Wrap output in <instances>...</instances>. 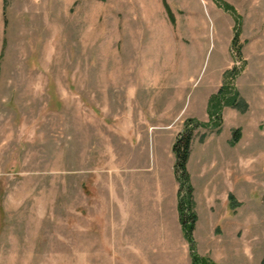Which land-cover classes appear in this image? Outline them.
<instances>
[{"label":"rangeland","instance_id":"obj_1","mask_svg":"<svg viewBox=\"0 0 264 264\" xmlns=\"http://www.w3.org/2000/svg\"><path fill=\"white\" fill-rule=\"evenodd\" d=\"M227 83L243 104L192 143L197 250L261 264L264 0H0V264H192L158 173Z\"/></svg>","mask_w":264,"mask_h":264},{"label":"trees","instance_id":"obj_2","mask_svg":"<svg viewBox=\"0 0 264 264\" xmlns=\"http://www.w3.org/2000/svg\"><path fill=\"white\" fill-rule=\"evenodd\" d=\"M223 5V4H222ZM224 6V5H223ZM167 10L170 14L168 5L166 4ZM226 9L230 7L225 4ZM239 35L234 39L237 44L238 54L241 55V45L238 42ZM239 93L235 87H230L229 83L223 84L217 93L213 94L209 101V113L211 119L209 122H200L197 119H188L184 123V127L181 132L177 135L175 142L173 143V153L176 159L174 172L179 182V211L182 221V228L184 230L185 237L190 244V254L193 264H217L211 258H205L200 256L197 250V244L194 236V229L198 220V216L195 210L196 201L194 198L195 187L192 185L191 173L188 170V164L190 156L192 154L193 139L195 136L196 129L200 126H208L211 128L218 127L221 121V112L223 106L240 107L241 101H239ZM219 106V108H218ZM239 129L236 130L232 143H236L239 138ZM230 200L235 202L233 195L229 196ZM238 203L233 206H237ZM261 264H264V260Z\"/></svg>","mask_w":264,"mask_h":264},{"label":"crops","instance_id":"obj_3","mask_svg":"<svg viewBox=\"0 0 264 264\" xmlns=\"http://www.w3.org/2000/svg\"><path fill=\"white\" fill-rule=\"evenodd\" d=\"M214 93H210L207 97V100H206V102H207V109H208V116H209V119L208 120H210L211 119V116H210V113H209V104H210V101H209V99H210V97L213 95ZM165 111H167V110H165ZM166 113V112H165ZM158 117H159V119H161V121L163 120L162 119V117H164L165 115H164V111L162 112V114H159V115H157ZM172 117V116H171ZM174 117H172V119H169V121L171 120L172 122L177 118H174ZM184 123H185V121H184ZM184 127V126H183ZM183 129V128H182ZM181 132V131H180ZM179 132V133H180ZM178 133V134H179ZM176 140V139H175ZM175 142V141H174ZM173 142V143H174ZM173 145V144H172ZM172 152H173V147H172ZM192 154H193V152H192ZM192 154H191V156H190V161H189V163L191 162V158H192ZM173 155H174V153H173ZM175 162H176V159H175V156H174V161H173V163H171V167L168 165L167 166V168H164V171H159V173L158 174H162V175H164L163 173H165V174H169V172H172V174H174L175 175V179H176V181H177V186H176V192H175V194H174V202H175V207H176V211H177V216H178V220L180 221V225H181V230L183 231V235H184V237H185V234H184V230H183V228H182V221H181V216H180V211H179V190H180V188H179V182H178V180H177V178H176V174H175V172H174V166H175ZM188 166H189V164H188ZM163 169V168H162ZM188 170H189V167H188ZM192 178V177H191ZM192 181V180H191ZM193 185V184H192ZM224 192H223V195H224V201H228V199L230 200V198H229V196L232 194L233 195V197L235 198V194L232 192L233 190H231L230 189V192H228V190H227V186L225 185V183H224ZM194 187V186H193ZM208 187V190L206 191V194H207V197L209 198V196L211 195V189L209 188V185L207 186ZM194 198H195V201H196V187H195V191H194ZM212 198H214V195H212ZM232 201V200H231ZM196 206H197V201H196ZM198 221V220H197ZM194 236H195V231H194ZM185 239H186V237H185ZM196 240V239H195ZM186 242H187V244H188V241H187V239H186ZM188 252H189V257L191 258V252H190V244H188ZM191 263H192V258H191ZM193 264V263H192Z\"/></svg>","mask_w":264,"mask_h":264}]
</instances>
